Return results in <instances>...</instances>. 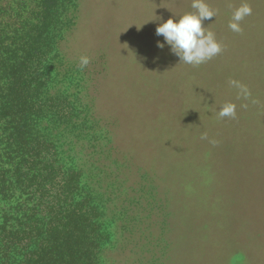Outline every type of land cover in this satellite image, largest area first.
Here are the masks:
<instances>
[{
  "label": "rangeland",
  "instance_id": "obj_1",
  "mask_svg": "<svg viewBox=\"0 0 264 264\" xmlns=\"http://www.w3.org/2000/svg\"><path fill=\"white\" fill-rule=\"evenodd\" d=\"M77 2L51 89L57 110L44 121L76 175L75 205L33 213V201L13 200L11 224H38V235L52 217L74 226L80 264H264V0H247L241 33L228 23L244 0H206L217 15L202 26L222 51L199 66L155 34L194 12L191 0ZM230 80L250 95L237 98ZM224 103L235 119L217 116Z\"/></svg>",
  "mask_w": 264,
  "mask_h": 264
},
{
  "label": "trees",
  "instance_id": "obj_2",
  "mask_svg": "<svg viewBox=\"0 0 264 264\" xmlns=\"http://www.w3.org/2000/svg\"><path fill=\"white\" fill-rule=\"evenodd\" d=\"M78 5L77 0H0V264L85 261L74 226L70 231L52 217L38 235V224L22 220L15 228L6 210L13 200H21L22 209L33 201V213L75 205L69 201L76 175L66 176L44 121L57 110L59 94L51 89L61 74L59 48L65 28L75 22L68 10ZM60 175L68 178L66 188H60Z\"/></svg>",
  "mask_w": 264,
  "mask_h": 264
},
{
  "label": "clouds",
  "instance_id": "obj_3",
  "mask_svg": "<svg viewBox=\"0 0 264 264\" xmlns=\"http://www.w3.org/2000/svg\"><path fill=\"white\" fill-rule=\"evenodd\" d=\"M194 12L184 13L180 16L169 17L166 21L156 27V36H162L164 41H157V47L163 49L165 44L170 51L185 64L199 66L212 59L222 51L221 43L216 39L211 30L202 26V21L210 20L217 15L216 11L209 7L206 0H191ZM252 14V7L244 0L232 13L228 28L235 32L243 31L241 22L245 17ZM156 20V19H154ZM89 63V57H80V67L83 69ZM229 85L237 89V98H247L250 91L246 85L237 80H230ZM236 105L224 103L220 106L217 116L223 118H236ZM213 143H215L213 141Z\"/></svg>",
  "mask_w": 264,
  "mask_h": 264
}]
</instances>
